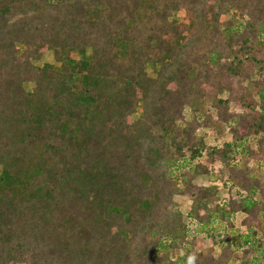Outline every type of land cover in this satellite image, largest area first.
<instances>
[{
  "label": "trees",
  "instance_id": "1",
  "mask_svg": "<svg viewBox=\"0 0 264 264\" xmlns=\"http://www.w3.org/2000/svg\"><path fill=\"white\" fill-rule=\"evenodd\" d=\"M261 168L264 0H0V264H264Z\"/></svg>",
  "mask_w": 264,
  "mask_h": 264
},
{
  "label": "rangeland",
  "instance_id": "2",
  "mask_svg": "<svg viewBox=\"0 0 264 264\" xmlns=\"http://www.w3.org/2000/svg\"><path fill=\"white\" fill-rule=\"evenodd\" d=\"M173 18L174 19H180V18H182V14H180L179 16H175ZM43 63H53V56H52L51 52L45 53L42 56L41 60L37 64L40 65ZM147 70H148V72H152L153 66L148 65ZM27 87H30V85H28ZM185 115H186L187 119H189L190 111L186 110ZM134 117H137V115L135 114ZM225 129L226 128L224 126L219 127V130L223 133H225ZM200 134L204 135L205 140L208 144H211L213 140H215L216 143H221L227 137L226 134L223 137H219L215 132H213L210 129H203L200 132ZM237 163H239V162H237ZM260 173L262 174V176H264V168L260 169ZM216 174L217 173L211 174V175H200V176L195 178L194 184H196L198 186H206V187L217 186L216 187L217 188L216 189V199L219 202H223V201L227 200V198H229V197H235L238 194H240L237 187H231V188L226 187V186L222 185L221 180L219 183V181H217V179H215V178H217ZM212 178L215 180H213ZM173 200L178 204L181 213L185 217V222H187V226H188L189 238H191V237L196 238L198 250L199 249L200 250H209L212 246L211 240L209 239V235H207L206 232L201 231L193 219H191V218L187 219V217H186L187 213L189 212V210L191 208L190 201L186 197L181 196V195H175ZM243 218H244V215L242 213H238L235 217V227L237 229L241 230L240 232H246V229H244L240 223ZM216 254H217V250L215 252V255Z\"/></svg>",
  "mask_w": 264,
  "mask_h": 264
},
{
  "label": "clouds",
  "instance_id": "3",
  "mask_svg": "<svg viewBox=\"0 0 264 264\" xmlns=\"http://www.w3.org/2000/svg\"><path fill=\"white\" fill-rule=\"evenodd\" d=\"M194 257H189L188 264H193Z\"/></svg>",
  "mask_w": 264,
  "mask_h": 264
}]
</instances>
